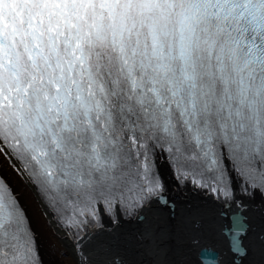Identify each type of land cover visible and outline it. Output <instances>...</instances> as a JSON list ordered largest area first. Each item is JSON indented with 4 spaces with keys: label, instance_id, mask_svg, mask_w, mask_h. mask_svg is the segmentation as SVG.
Returning a JSON list of instances; mask_svg holds the SVG:
<instances>
[{
    "label": "snow or ice",
    "instance_id": "1",
    "mask_svg": "<svg viewBox=\"0 0 264 264\" xmlns=\"http://www.w3.org/2000/svg\"><path fill=\"white\" fill-rule=\"evenodd\" d=\"M161 156L178 188L264 201V0H0V264H45L17 181L93 264L167 203ZM253 210L228 264H264Z\"/></svg>",
    "mask_w": 264,
    "mask_h": 264
},
{
    "label": "bare ground",
    "instance_id": "2",
    "mask_svg": "<svg viewBox=\"0 0 264 264\" xmlns=\"http://www.w3.org/2000/svg\"><path fill=\"white\" fill-rule=\"evenodd\" d=\"M158 167L164 180L163 195L167 203L161 200L146 210L143 224L148 226V231L135 219L125 220L114 230L112 243L103 252L93 254V264H144L153 262L155 256L162 254H181L177 262L173 257L172 263L168 264H202L196 256L204 246L213 247L230 258L229 242L223 229L226 223L231 222L230 212L238 210L244 214L249 229L248 235H242V239L247 243L254 237L260 221L253 208L264 202L259 195L254 202L247 201L253 206L249 209H241L236 204L211 202L204 193L190 185L178 188L165 157H160ZM16 183L32 225L38 232L40 256L45 264H75L72 248L52 235L39 198L19 181ZM157 263L164 262L160 260ZM221 263L228 264V261L223 258Z\"/></svg>",
    "mask_w": 264,
    "mask_h": 264
},
{
    "label": "water",
    "instance_id": "3",
    "mask_svg": "<svg viewBox=\"0 0 264 264\" xmlns=\"http://www.w3.org/2000/svg\"><path fill=\"white\" fill-rule=\"evenodd\" d=\"M229 216L231 222L225 224L223 232L226 234L228 242L230 243L233 235H238L239 238L242 239L243 234L235 232L236 225L239 224L246 227L247 223L244 221V214H242L239 210L230 212ZM224 256H226V254H220L217 249L204 246L200 248L196 257L202 264H222L221 261L223 260Z\"/></svg>",
    "mask_w": 264,
    "mask_h": 264
},
{
    "label": "flooded vegetation",
    "instance_id": "4",
    "mask_svg": "<svg viewBox=\"0 0 264 264\" xmlns=\"http://www.w3.org/2000/svg\"><path fill=\"white\" fill-rule=\"evenodd\" d=\"M142 255H147V254H142ZM158 255V254H157ZM195 255V254H194ZM228 255V254H227ZM230 255V254H229ZM175 256H177V257H175ZM180 256H181V254H162V256H155L154 258H153V262L154 263H157V262H159L160 260H162L164 263H167V262H169V263H172V261L174 260L175 262H177L179 259H180ZM161 257V258H160ZM173 257H174V259H173ZM173 259V260H172ZM229 259V258H228ZM172 260V261H171ZM154 263H152V264H154Z\"/></svg>",
    "mask_w": 264,
    "mask_h": 264
},
{
    "label": "rangeland",
    "instance_id": "5",
    "mask_svg": "<svg viewBox=\"0 0 264 264\" xmlns=\"http://www.w3.org/2000/svg\"><path fill=\"white\" fill-rule=\"evenodd\" d=\"M130 241H128V242H126V244L125 245H127L128 243H129ZM229 257H228V255L226 254V256H224V259L226 260V261H228L229 259H228ZM153 261V260H152ZM152 263H154V262H150V263H147V262H145L144 264H152ZM154 264H158V263H154ZM161 264V263H160ZM162 264H168V263H162Z\"/></svg>",
    "mask_w": 264,
    "mask_h": 264
}]
</instances>
